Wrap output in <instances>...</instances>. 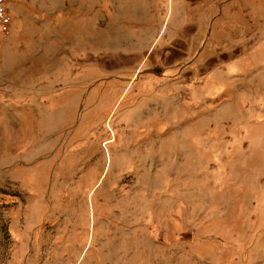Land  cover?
<instances>
[{
  "label": "rangeland",
  "instance_id": "obj_1",
  "mask_svg": "<svg viewBox=\"0 0 264 264\" xmlns=\"http://www.w3.org/2000/svg\"><path fill=\"white\" fill-rule=\"evenodd\" d=\"M0 264H264V0H8Z\"/></svg>",
  "mask_w": 264,
  "mask_h": 264
},
{
  "label": "built area",
  "instance_id": "obj_2",
  "mask_svg": "<svg viewBox=\"0 0 264 264\" xmlns=\"http://www.w3.org/2000/svg\"><path fill=\"white\" fill-rule=\"evenodd\" d=\"M12 27V16L8 0H0V32L8 33Z\"/></svg>",
  "mask_w": 264,
  "mask_h": 264
}]
</instances>
